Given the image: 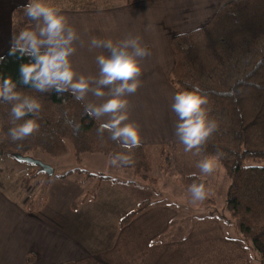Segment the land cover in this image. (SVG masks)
Instances as JSON below:
<instances>
[{
	"label": "trees",
	"instance_id": "trees-1",
	"mask_svg": "<svg viewBox=\"0 0 264 264\" xmlns=\"http://www.w3.org/2000/svg\"><path fill=\"white\" fill-rule=\"evenodd\" d=\"M135 1L139 0H119V4ZM26 4H17L10 11L11 44L0 56V78L11 77L17 90L41 99L43 108L38 121L41 127L39 132L23 141H12L7 137L11 105L0 103L2 153L18 159L17 155L27 156L31 151L63 156L70 148L76 154L93 152L109 157L126 152L109 139L107 132L103 137L97 135L101 122L84 113V104L75 101L71 93L34 92L30 85L22 83L20 66L33 62V58L13 53L12 45L14 35L34 22L24 14ZM169 45L173 62L168 82L176 91L198 86L207 96L209 118L217 121L219 128L201 153L217 157L224 167L230 178L226 200L233 223L252 240L259 262L264 264V166L243 164L246 158H264V0H226L203 25L173 34ZM26 118H31V114ZM66 120L78 122L79 129L74 130L71 123L66 125ZM155 146L141 144L132 150L134 163L121 167L131 168L136 174L151 169L150 149ZM157 147L160 153L167 152L166 143ZM165 158L170 168L169 157L165 155ZM175 169L177 181L185 190L189 191L193 182H204L197 174L192 177V173L182 172L179 166ZM34 175L35 172H29L23 181L29 183L28 178ZM43 175V182L47 183L51 176L45 171ZM31 196L27 204H31ZM211 201L207 197L202 202ZM72 204L75 206V202ZM151 204L149 199L140 201L119 218L118 226H125ZM27 259L33 260L34 255L29 254Z\"/></svg>",
	"mask_w": 264,
	"mask_h": 264
},
{
	"label": "crops",
	"instance_id": "crops-1",
	"mask_svg": "<svg viewBox=\"0 0 264 264\" xmlns=\"http://www.w3.org/2000/svg\"><path fill=\"white\" fill-rule=\"evenodd\" d=\"M222 1L224 0H211L210 4L203 7V10L208 8L205 11L209 12L207 14L204 11L206 21ZM162 4L163 0H139L97 9L60 8L80 37L76 43L77 52L71 57L76 71L85 75L98 73L95 69V57L99 53L89 51L91 31H115V42L128 36V24L133 20L131 22H139L134 31L139 32L142 45L147 46L150 52L157 45L159 51V55L152 61H148L147 57L142 61V75L150 78L145 81L142 90L149 91L150 94L156 85L151 79H157L163 91L166 88L176 93L168 82L173 62L172 58V62L168 64L165 49V42L170 49L168 29L160 22L158 23L161 27L158 29L145 25L151 21L149 13ZM15 5L17 4L11 6L9 12ZM200 19L198 22H201ZM35 23L34 21L26 27ZM130 32L133 33V30ZM154 32L161 39L156 41L157 44L152 36ZM6 38L8 43L5 46H8L11 43L10 28ZM101 38L110 37L102 35ZM81 42L83 46H80ZM3 51L0 49V54ZM103 52L107 53V50L103 49ZM161 77L165 78L164 82ZM166 81L169 86L165 85ZM130 111V120L140 127L141 144L156 145L179 141L175 135V125L178 121L171 123L170 118L166 119L164 116L166 121L160 123L165 130L159 129L152 120L139 118L131 109ZM69 194L74 196L75 190ZM73 202L62 204L65 214H58L57 206V211L40 215L33 209L29 210L25 197L21 200L11 198L0 189V264H251L247 251L248 243L243 241L241 235L229 234L219 219L212 216L198 219L187 232L175 236L174 233H168L167 229L175 211L163 205L153 204L125 226H118L117 230L113 228V239H108L110 241L99 250H92L90 243L82 241L72 231L71 226L77 224ZM29 254L34 255L31 261L27 259Z\"/></svg>",
	"mask_w": 264,
	"mask_h": 264
},
{
	"label": "rangeland",
	"instance_id": "rangeland-1",
	"mask_svg": "<svg viewBox=\"0 0 264 264\" xmlns=\"http://www.w3.org/2000/svg\"><path fill=\"white\" fill-rule=\"evenodd\" d=\"M28 2L29 0H0L1 51L3 49L5 51L11 44L5 46L8 43L6 38L8 28H11L9 12L11 6L14 3ZM47 2L59 8L79 9L116 7L119 4V0H47ZM210 2L211 0H163L162 5H168L169 10H163L158 21L166 26L170 37L188 31L206 21L204 19L198 22L200 17L207 13L205 10L208 8L203 10V7ZM158 145L160 144L150 149L151 169L142 174H136L131 168L111 165V157L103 153L76 154L72 148L63 156H53L40 151L29 152L27 157L38 160L50 168L49 174L45 172L51 176L47 183L43 182L44 170L41 166L2 153L0 154V189L11 198L21 200L25 197L26 202L32 195L31 204L26 205L32 206L33 211L40 215L57 211V206L58 214H65L62 204L75 201L73 210H76L77 224L71 226L72 231L82 241L90 243V248L95 251L113 239V228L117 230L118 220L123 214L133 209L140 201L149 199L153 205H163L175 211V215L169 221L168 233L180 236L198 219L212 216L221 221L229 234L243 236V241L248 243L250 263L260 264L259 254L252 240L233 223L226 200L230 178L218 158L216 157L217 169L212 174L206 175L197 167L198 162L206 157L204 154L194 155L195 150L185 152L184 145L180 141L167 142L165 153H160ZM165 155L169 157L170 168L167 166ZM243 164L264 166V158H246ZM175 166H179L186 174L196 173L202 177L206 188L210 189L208 198L212 201L193 202L190 192L177 181L178 171ZM31 171L35 172V175L28 178L29 183L24 182L26 174ZM67 172L68 174H65ZM61 174L65 175L62 177ZM74 190V196L69 194Z\"/></svg>",
	"mask_w": 264,
	"mask_h": 264
},
{
	"label": "clouds",
	"instance_id": "clouds-1",
	"mask_svg": "<svg viewBox=\"0 0 264 264\" xmlns=\"http://www.w3.org/2000/svg\"><path fill=\"white\" fill-rule=\"evenodd\" d=\"M23 11L36 23L20 29L13 37V53L33 58V62L20 66L22 83L30 85L34 92L55 91L59 95L69 92L75 101L84 104V113L89 117L97 122L106 118L98 124L97 135L103 137L107 132L109 139L127 150L113 154L111 165L133 164L132 150L140 147L142 138L139 125L130 120L128 97L141 87L142 61L151 55L147 46L142 45L141 37L128 35L114 42L111 38L93 36L89 51L105 49L107 54L102 52L95 57L97 74L85 75L76 71L71 59L77 52L76 43L80 37L61 9L47 0H29ZM80 46H83L82 42ZM89 96L94 100H87ZM172 100L171 110L178 117L175 135L184 145L185 152L195 150L193 154L198 155L219 128L217 121L209 118L208 98L198 86H194L191 90L177 91ZM0 103L11 105L7 137L12 141H23L39 132L41 125L38 121L43 108L41 99L17 90V84L11 77L0 78ZM29 114L31 118H26ZM65 123H71L74 130L80 127L75 121L66 120ZM197 167L203 174L210 175L218 167L217 158L206 156ZM190 175L194 177L196 173ZM189 192L193 202L204 201L210 195V189L203 181L193 182Z\"/></svg>",
	"mask_w": 264,
	"mask_h": 264
},
{
	"label": "bare ground",
	"instance_id": "bare-ground-1",
	"mask_svg": "<svg viewBox=\"0 0 264 264\" xmlns=\"http://www.w3.org/2000/svg\"><path fill=\"white\" fill-rule=\"evenodd\" d=\"M163 6L164 5H160L158 8H155V10L152 13H149V14H151V16L149 15L148 17L149 18L151 17L150 18L151 21L146 23L145 25H147L151 29H158L161 27L160 24L158 23L159 22L158 18L161 16L163 10L164 11L169 10L168 5H166L164 7ZM205 16H206V14H204L200 20L201 21L204 20ZM131 21H133V20H130V23L128 24L130 29H129V32L127 35L132 34L133 36H137V35L139 36V32L137 30L134 31V29H135L134 27H136V24L138 25L139 22L134 23ZM91 30H93V29L91 28ZM131 30H133V33L130 32ZM157 32L158 31L156 30V33ZM156 33L154 32L152 34V36L155 40V43L157 40H159V41L161 40L160 36H157ZM115 34H116L115 31L103 32L102 30H100V31H97L95 33L93 31H91V36L90 35L89 36L91 39L93 36H97V37L100 36V38H101L102 35H105V36H109L110 38H112V40H114ZM84 35H86V34H84ZM165 49L167 51V55H168V59H169L168 64H169L170 62H172V53H171V50L169 49V46L166 42H165ZM91 51L98 52L100 54L103 52V49H93ZM105 54H107V53H105ZM158 55H159V51H158L157 45H155L154 50L151 52V55L147 57V59H148V61H152L153 58L155 56L157 57ZM96 66H97V64H96ZM95 69L98 70V67ZM149 79L150 78L147 77V75H146V77L142 75L141 76V81H142L141 87L138 89V91L135 94H132L128 97L130 104H131V110H132L133 114L137 115V117L145 118L147 120H152L153 122H155L154 125H156L159 129H161V128L163 129L164 127H162L160 122L164 123L168 117L170 118L171 123L178 121V117H176V114L171 110V104L173 102L172 98L175 95V93L172 92L170 89H166V88L163 91V88L160 87L158 84L159 81H157V79H151V81H154V83H156V85H154L153 90H151V93L149 94V91L142 90L145 87L144 86L146 84L145 81L149 80ZM161 79L164 82L165 78L161 77ZM165 85H168L167 81H166ZM92 99H94V98L91 96H89L87 98V100H92ZM164 116H166V119ZM164 130H165V128H164Z\"/></svg>",
	"mask_w": 264,
	"mask_h": 264
},
{
	"label": "water",
	"instance_id": "water-1",
	"mask_svg": "<svg viewBox=\"0 0 264 264\" xmlns=\"http://www.w3.org/2000/svg\"><path fill=\"white\" fill-rule=\"evenodd\" d=\"M0 154H2V149L0 148ZM17 158L18 159H21V160H25V161H29V162H33V163H36L38 164L39 166H41L42 170H44L47 174H49L50 172V168L48 166H45L43 163H41L40 161L38 160H35L33 158H30V157H27V156H21V155H17Z\"/></svg>",
	"mask_w": 264,
	"mask_h": 264
}]
</instances>
